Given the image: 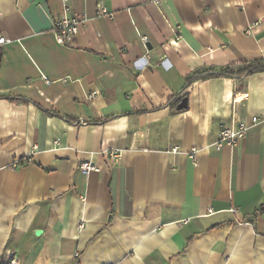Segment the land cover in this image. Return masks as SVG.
Masks as SVG:
<instances>
[{"label": "crops", "instance_id": "crops-1", "mask_svg": "<svg viewBox=\"0 0 264 264\" xmlns=\"http://www.w3.org/2000/svg\"><path fill=\"white\" fill-rule=\"evenodd\" d=\"M98 1L0 0V264H264V71L186 84L264 58V0Z\"/></svg>", "mask_w": 264, "mask_h": 264}, {"label": "built area", "instance_id": "built-area-1", "mask_svg": "<svg viewBox=\"0 0 264 264\" xmlns=\"http://www.w3.org/2000/svg\"><path fill=\"white\" fill-rule=\"evenodd\" d=\"M97 15L112 16L113 13L103 4L102 0L97 2ZM89 20L86 13L80 15L71 12L69 6H65V10L62 15L55 19L53 25V31L55 39L58 43L63 45H72L74 43L75 36L79 33L80 27ZM142 39L147 41V36H143ZM9 38L0 33V46L7 43ZM249 128L247 122L233 123L225 125L221 131L219 140L216 142L217 147H221L225 144L237 145L244 140L246 132ZM192 156L197 151L192 150ZM29 159V158H28ZM109 159L112 165H118L122 160V151L118 149L109 151ZM20 160L17 159L13 165H18ZM80 168L83 172L88 173L90 171H99L100 168L91 161H83L80 164ZM10 264H18V260H11Z\"/></svg>", "mask_w": 264, "mask_h": 264}, {"label": "trees", "instance_id": "trees-1", "mask_svg": "<svg viewBox=\"0 0 264 264\" xmlns=\"http://www.w3.org/2000/svg\"><path fill=\"white\" fill-rule=\"evenodd\" d=\"M264 71V58L255 60H244L239 63H231L223 66H208L194 71L186 77L187 85L199 79L212 77H239Z\"/></svg>", "mask_w": 264, "mask_h": 264}, {"label": "water", "instance_id": "water-1", "mask_svg": "<svg viewBox=\"0 0 264 264\" xmlns=\"http://www.w3.org/2000/svg\"><path fill=\"white\" fill-rule=\"evenodd\" d=\"M187 102H188V98L184 97L182 99L181 103L178 105V108L179 109H183V108L187 107Z\"/></svg>", "mask_w": 264, "mask_h": 264}]
</instances>
